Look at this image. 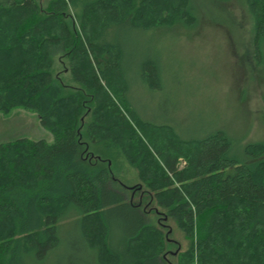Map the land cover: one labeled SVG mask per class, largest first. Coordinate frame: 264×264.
I'll list each match as a JSON object with an SVG mask.
<instances>
[{
  "label": "trees",
  "instance_id": "16d2710c",
  "mask_svg": "<svg viewBox=\"0 0 264 264\" xmlns=\"http://www.w3.org/2000/svg\"><path fill=\"white\" fill-rule=\"evenodd\" d=\"M81 1L46 10L38 0H0V114L36 113L54 137L0 144V264H173L169 254L175 264H264V143L239 158L224 130L184 139L144 119L129 100L124 49L105 39L115 27H191V1L103 0L76 29L67 12ZM245 4L260 62L264 0ZM139 73L149 90L162 84L157 60L146 57ZM122 159L138 172L135 189L114 173ZM170 220L185 251L163 230Z\"/></svg>",
  "mask_w": 264,
  "mask_h": 264
},
{
  "label": "rangeland",
  "instance_id": "374dc122",
  "mask_svg": "<svg viewBox=\"0 0 264 264\" xmlns=\"http://www.w3.org/2000/svg\"><path fill=\"white\" fill-rule=\"evenodd\" d=\"M38 1L48 10L55 0ZM102 1L84 0L70 5L68 21L79 29L85 8ZM190 1L196 15L191 27L185 22L151 32L115 27L105 39L124 49L129 100L141 117L173 127L184 139H204L224 130L236 140L235 153L242 158L245 146L264 143V57L260 62L255 58L254 23L245 0ZM146 57L157 60L162 67V84L157 83L151 90L142 84L139 73ZM61 77L78 87L70 76ZM19 139L54 142L36 113L18 109L11 115L0 114V144ZM114 173L129 189L141 184L137 170L123 159L117 161ZM150 219L158 225L157 216ZM163 223L166 228L162 229L168 232L171 227V239L185 251L189 242L175 222ZM76 228L72 227V235ZM177 249L179 245L175 244L169 251ZM79 253L90 256L84 249ZM69 254L81 260L73 249ZM168 259L176 263L171 254ZM81 264H93V260Z\"/></svg>",
  "mask_w": 264,
  "mask_h": 264
}]
</instances>
